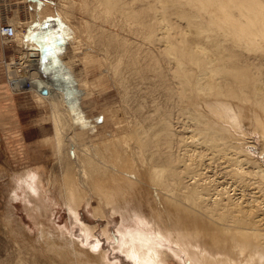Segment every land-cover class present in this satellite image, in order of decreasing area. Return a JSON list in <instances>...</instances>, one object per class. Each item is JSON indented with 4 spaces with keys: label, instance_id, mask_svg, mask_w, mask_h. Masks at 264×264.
<instances>
[{
    "label": "rangeland",
    "instance_id": "obj_1",
    "mask_svg": "<svg viewBox=\"0 0 264 264\" xmlns=\"http://www.w3.org/2000/svg\"><path fill=\"white\" fill-rule=\"evenodd\" d=\"M243 1L0 0L17 32L0 46L38 59L14 78L47 92L10 94L1 61L0 264H134L122 235L165 213L163 197L215 218L222 187L264 223V0Z\"/></svg>",
    "mask_w": 264,
    "mask_h": 264
},
{
    "label": "bare ground",
    "instance_id": "obj_2",
    "mask_svg": "<svg viewBox=\"0 0 264 264\" xmlns=\"http://www.w3.org/2000/svg\"><path fill=\"white\" fill-rule=\"evenodd\" d=\"M243 2H247V0ZM253 5L257 4L253 3ZM247 10H250V8H247ZM219 13L222 14L221 12ZM222 15L225 14L223 13ZM2 25L12 27L14 34L11 38L0 34L2 43L13 41L17 34L15 27L8 23H2L0 24V28ZM15 64H17L14 71L16 74L24 70L23 68L27 63L24 65L21 58L20 62ZM31 78L33 79L32 81H36L35 73ZM15 79L19 81L21 77H16ZM16 80H8L12 90L17 87ZM21 86L24 88V85ZM33 90H36L42 96L47 95L46 89L44 90L40 85L35 84ZM220 105L227 107L222 104ZM258 169L260 176L264 177V170L259 167ZM236 172L243 173L242 170ZM24 180L23 182H25ZM28 182L29 180L27 179L26 185ZM127 183L128 187L132 189V182L129 181ZM117 185L119 186V184ZM119 190L122 189L119 187L116 191ZM67 193L65 206L69 213L77 220L80 197L76 198L72 191ZM111 193H115V191L102 189L105 204L111 205L112 210L118 212L120 208L113 205ZM215 193L216 196L214 197L221 195L225 201L221 205H216L218 208L215 218L211 215L205 217L203 212L201 214L198 205H195L193 202L189 206V198L186 199L185 205L176 206L181 209L179 213H170L168 211L170 203L166 197H163L161 201L163 200L164 207L166 206V212H156L150 216L151 218L147 222L144 221V226H146L145 231L139 229L137 233L121 234L127 237L126 239L123 237L124 240L121 242L123 245L119 247H121V250L125 252L127 257L133 260L134 264H167V252L157 241L153 240L154 238L169 240V242L175 244L179 248V252L185 254L190 264H264V246L259 242L260 238L264 237V234L260 233L262 231L261 227L264 226V223H261L263 222V218H258L256 214H252V205L248 204V202H246L247 206L242 205L241 197H231L226 188L215 189ZM197 199L203 203L206 201V198L201 197V195L197 196ZM188 217L193 218L192 223L190 222L189 225L188 221L182 222V219H187ZM174 218L177 219L175 220ZM84 231H87V228H84ZM151 231H154V233ZM149 233H152V237L154 238H151ZM104 261V256L101 255L98 257L97 264H103ZM84 264H89V262L84 261Z\"/></svg>",
    "mask_w": 264,
    "mask_h": 264
},
{
    "label": "crops",
    "instance_id": "obj_3",
    "mask_svg": "<svg viewBox=\"0 0 264 264\" xmlns=\"http://www.w3.org/2000/svg\"><path fill=\"white\" fill-rule=\"evenodd\" d=\"M22 1H19V3H21ZM0 44L2 45V47L4 46V44L2 43V41L0 40ZM2 47L0 46V49H1V59H0V68H1V61L2 60H4L3 61V63H4V65L6 66V72H11L12 73V76L8 79V80H10L11 78L12 79H14V80H16L15 78H14V71H15V63H19L20 62V60H18V61H12V59H11V57H10V55H8V54H6L7 53V51L5 52V49H2ZM9 53H10V51H9ZM7 55V56H6ZM12 56H17V55H12ZM23 59H25V60H27V61H29V63L28 64H26L25 65V62L26 61H24ZM15 60V59H14ZM22 60H23V63H24V65H25V67L24 68H27L28 69V71H34V72H36L37 73V69L35 68V66L37 65V58H27L26 56L25 57H22ZM11 66H13L14 67V70H12L11 69ZM23 68V69H24ZM11 69V70H10ZM8 74V73H7ZM39 78V77H38ZM8 80H7V82H6V85H7V89H8V91H9V93L10 94H14V93H16L15 91L17 90V88H19V90H20V92H23V91H25V90H28V91H31L32 89H33V86L36 84V83H38L37 81H32L33 79H30L29 77H27V75L25 74L24 76H23V78L21 77V79H19V81L18 80H16L17 81V84H16V88L15 89H11L10 88V86H9V82H8ZM41 82V83H40ZM33 83V84H32ZM39 83L42 85V81H41V79H39ZM21 85H24V88H21ZM19 92V91H18ZM32 92V91H31Z\"/></svg>",
    "mask_w": 264,
    "mask_h": 264
},
{
    "label": "built area",
    "instance_id": "obj_4",
    "mask_svg": "<svg viewBox=\"0 0 264 264\" xmlns=\"http://www.w3.org/2000/svg\"><path fill=\"white\" fill-rule=\"evenodd\" d=\"M0 34L8 37V38H11L14 36L13 34V30H12V27H10L9 25H2V27L0 28ZM17 64H15L14 66L16 67ZM11 69L14 70V67L11 66ZM22 88V86H21Z\"/></svg>",
    "mask_w": 264,
    "mask_h": 264
}]
</instances>
